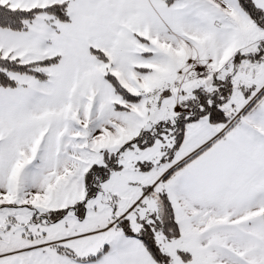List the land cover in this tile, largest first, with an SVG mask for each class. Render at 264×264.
Masks as SVG:
<instances>
[{
    "label": "snow or ice",
    "instance_id": "obj_1",
    "mask_svg": "<svg viewBox=\"0 0 264 264\" xmlns=\"http://www.w3.org/2000/svg\"><path fill=\"white\" fill-rule=\"evenodd\" d=\"M0 264H264V0H0Z\"/></svg>",
    "mask_w": 264,
    "mask_h": 264
}]
</instances>
